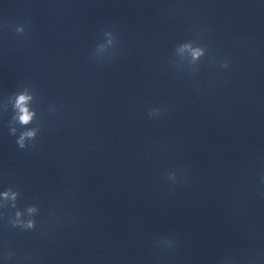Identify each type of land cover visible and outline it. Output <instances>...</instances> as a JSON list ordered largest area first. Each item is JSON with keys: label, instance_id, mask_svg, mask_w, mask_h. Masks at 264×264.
<instances>
[{"label": "water", "instance_id": "95a60500", "mask_svg": "<svg viewBox=\"0 0 264 264\" xmlns=\"http://www.w3.org/2000/svg\"><path fill=\"white\" fill-rule=\"evenodd\" d=\"M29 83L21 150L2 106ZM262 177L264 0H0V191L40 206L35 231L0 221V264H264Z\"/></svg>", "mask_w": 264, "mask_h": 264}, {"label": "clouds", "instance_id": "9594fccd", "mask_svg": "<svg viewBox=\"0 0 264 264\" xmlns=\"http://www.w3.org/2000/svg\"><path fill=\"white\" fill-rule=\"evenodd\" d=\"M26 25H19L16 27L18 34L25 33ZM105 43L98 44L96 53H103L116 43V37L112 31L104 33ZM208 54L207 45L199 40H188L180 43L176 48L174 55L177 57V65H182L185 61L189 66H193L192 70L197 71L201 58ZM220 67L227 69L229 61L226 58L221 62ZM37 99V93L31 83L28 86L13 92L8 98L6 103L2 106V111L6 113L8 106L11 105L12 115L8 121V131L11 136L16 137V145L19 149L35 150L38 134L41 131V124L37 115L36 109L33 107ZM161 114L159 108H150L147 112L149 118H154ZM167 179L176 182L177 173H169ZM264 182V177H262ZM21 192L15 186H9L5 190L0 191V221H4L12 228L18 229L20 232H31L37 228L36 217L40 213V206L36 203L27 204L23 207L20 206ZM56 223H63L60 217L55 220ZM168 249H172L175 245L173 239L165 238L158 242ZM15 258V253L8 250L4 253L2 259L4 264H10Z\"/></svg>", "mask_w": 264, "mask_h": 264}]
</instances>
